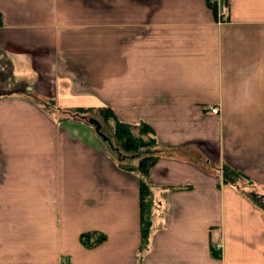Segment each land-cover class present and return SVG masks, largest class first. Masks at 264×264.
Here are the masks:
<instances>
[{
    "label": "crops",
    "instance_id": "0c3cea01",
    "mask_svg": "<svg viewBox=\"0 0 264 264\" xmlns=\"http://www.w3.org/2000/svg\"><path fill=\"white\" fill-rule=\"evenodd\" d=\"M227 1L0 0V264H264V0ZM51 105L153 128L140 259L138 174Z\"/></svg>",
    "mask_w": 264,
    "mask_h": 264
},
{
    "label": "trees",
    "instance_id": "16d2710c",
    "mask_svg": "<svg viewBox=\"0 0 264 264\" xmlns=\"http://www.w3.org/2000/svg\"><path fill=\"white\" fill-rule=\"evenodd\" d=\"M1 22L2 17L0 14V24ZM62 112L67 117L78 118L86 122L98 120L93 115L98 116L101 120V122H98L100 125L104 123L110 127V137L115 148V150L110 151V154L113 157L114 155L118 157L119 160H116L118 166L123 169L133 170L138 174L140 224L138 258L140 259L143 251L147 248L152 223L153 193L148 180V171L156 162L158 154L154 153V150L160 145L153 128L143 121L137 123L123 121L116 115L112 107L107 105H72L65 107ZM146 150H152V152L145 154ZM136 154H140V157L136 164H132L131 161L134 160ZM220 170L222 181L225 183L234 184V181L243 175L227 165H222ZM249 196L256 205L264 209V195L250 192ZM104 238L103 233L94 231H84L79 234L80 241L87 247H93ZM212 252L217 255L214 249H212Z\"/></svg>",
    "mask_w": 264,
    "mask_h": 264
},
{
    "label": "rangeland",
    "instance_id": "374dc122",
    "mask_svg": "<svg viewBox=\"0 0 264 264\" xmlns=\"http://www.w3.org/2000/svg\"><path fill=\"white\" fill-rule=\"evenodd\" d=\"M48 109H49V107H48ZM64 110V108L63 107H57V106H55V105H51V107H50V112L51 113H53V114H56V113H59L60 115H64V113L62 112ZM93 117H95L96 119H98L97 121L98 122H101V120H100V118H98V116H96V115H93ZM63 120V119H62ZM61 120V121H62ZM94 121V120H93ZM96 122V121H95ZM92 128L93 129H95V124L94 123H92ZM101 125H103L102 127V130L106 133V134H109L110 135V127L109 126H107L106 124H101ZM152 152V150H146L145 151V154H148V153H151ZM110 155V157L114 160V161H116L117 159H118V157L117 156H115L114 155V157L112 156V154H109ZM140 157V154H136L135 155V158H134V160H133V163L134 164H136L137 163V160H138V158ZM122 158H124V157H122ZM119 160V159H118Z\"/></svg>",
    "mask_w": 264,
    "mask_h": 264
},
{
    "label": "built area",
    "instance_id": "2783aa9c",
    "mask_svg": "<svg viewBox=\"0 0 264 264\" xmlns=\"http://www.w3.org/2000/svg\"><path fill=\"white\" fill-rule=\"evenodd\" d=\"M210 3L215 5L217 20L219 22L224 21L228 17V5L225 0H209ZM212 111L215 112L216 108H212ZM219 244H217V247Z\"/></svg>",
    "mask_w": 264,
    "mask_h": 264
},
{
    "label": "water",
    "instance_id": "95a60500",
    "mask_svg": "<svg viewBox=\"0 0 264 264\" xmlns=\"http://www.w3.org/2000/svg\"><path fill=\"white\" fill-rule=\"evenodd\" d=\"M99 127V125H97V128ZM99 132V131H98ZM100 133V135H102V133L101 132H99ZM102 137H104L103 135H102ZM104 139H106V137H104ZM107 140V139H106Z\"/></svg>",
    "mask_w": 264,
    "mask_h": 264
}]
</instances>
